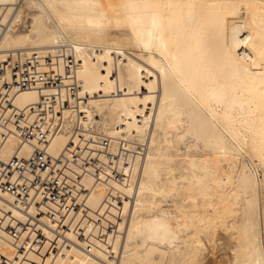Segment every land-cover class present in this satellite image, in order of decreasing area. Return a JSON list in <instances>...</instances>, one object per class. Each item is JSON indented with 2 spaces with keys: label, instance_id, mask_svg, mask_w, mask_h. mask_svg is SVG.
Wrapping results in <instances>:
<instances>
[{
  "label": "bare ground",
  "instance_id": "6f19581e",
  "mask_svg": "<svg viewBox=\"0 0 264 264\" xmlns=\"http://www.w3.org/2000/svg\"><path fill=\"white\" fill-rule=\"evenodd\" d=\"M11 52L50 53L61 71L63 56L78 61V109L64 112L54 156L78 126L146 146L131 182L114 185L127 197L123 235L92 255L66 229L47 264H264V0H0V64ZM47 92L22 90L9 111ZM32 151L11 133L1 157ZM108 193L98 183L91 209ZM37 225L55 238L52 220ZM39 251L19 256L0 235L10 264L45 261Z\"/></svg>",
  "mask_w": 264,
  "mask_h": 264
},
{
  "label": "built area",
  "instance_id": "2783aa9c",
  "mask_svg": "<svg viewBox=\"0 0 264 264\" xmlns=\"http://www.w3.org/2000/svg\"><path fill=\"white\" fill-rule=\"evenodd\" d=\"M78 66L72 54L65 55L61 71L60 59L36 52L27 56L11 52L0 64V200L27 215L24 220L17 219L0 204V235L7 234L22 257L35 246L40 248L45 261L30 264H47L48 255L55 257L62 252L59 237L66 229L73 231L84 243L83 249L92 255L100 245H110L111 236L123 235L127 197L114 185L131 182L133 162L137 157L143 158L146 150L145 145L134 150L133 142L127 139H121L115 147L112 137L102 133L87 137L78 126L70 145L58 156L51 153L53 139L64 127V112L78 109L76 101L80 100L81 88L76 77ZM28 89L48 92L25 109L9 111L14 96ZM11 133L18 136L22 146L32 147L30 155L18 152L8 160L1 157ZM86 178L91 179L90 186L85 184ZM101 182L109 186L108 197L101 207L92 210L88 200L93 188ZM6 195L13 201H8ZM42 217L55 223L54 239H47L38 227ZM107 253L116 257L111 248ZM19 256L12 264H25ZM0 264L10 262L0 257Z\"/></svg>",
  "mask_w": 264,
  "mask_h": 264
}]
</instances>
